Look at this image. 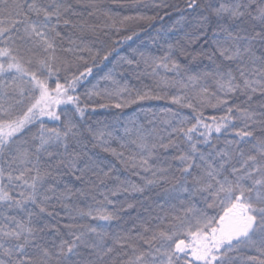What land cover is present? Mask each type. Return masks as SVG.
I'll use <instances>...</instances> for the list:
<instances>
[{
	"label": "snow or ice",
	"instance_id": "1",
	"mask_svg": "<svg viewBox=\"0 0 264 264\" xmlns=\"http://www.w3.org/2000/svg\"><path fill=\"white\" fill-rule=\"evenodd\" d=\"M0 264H264V0H0Z\"/></svg>",
	"mask_w": 264,
	"mask_h": 264
},
{
	"label": "trees",
	"instance_id": "2",
	"mask_svg": "<svg viewBox=\"0 0 264 264\" xmlns=\"http://www.w3.org/2000/svg\"><path fill=\"white\" fill-rule=\"evenodd\" d=\"M153 104H163L164 102L163 101H159V102H157V101H153L152 102ZM113 111H115L114 109H113ZM130 111V110H129ZM207 114H211L210 112L209 113H207Z\"/></svg>",
	"mask_w": 264,
	"mask_h": 264
}]
</instances>
